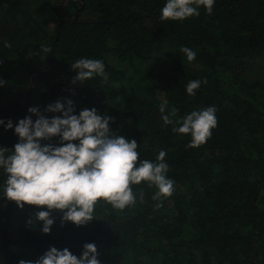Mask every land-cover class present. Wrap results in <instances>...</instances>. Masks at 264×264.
I'll list each match as a JSON object with an SVG mask.
<instances>
[{
	"label": "trees",
	"instance_id": "obj_1",
	"mask_svg": "<svg viewBox=\"0 0 264 264\" xmlns=\"http://www.w3.org/2000/svg\"><path fill=\"white\" fill-rule=\"evenodd\" d=\"M165 2L0 0V149L19 142L14 128L31 118L29 106L51 119L62 113L47 112L49 105L72 101L74 115L95 108L110 117V131L135 140L140 160L165 151L174 181L160 207L156 189L142 182L133 186L134 205L116 210L98 201L84 226L62 223L63 213L53 210L49 234L35 221L46 209L12 202L0 264L35 262L51 247L79 257L88 243L100 264H264V0H215L211 15L201 7L182 22L160 19ZM183 47L195 60L187 61ZM80 58L102 60L107 79L73 83L71 64ZM134 61L145 67L131 72ZM197 79L207 83L189 96L186 85ZM161 103L165 114L178 110L174 119L214 106L217 127L190 148L189 134L164 124ZM40 143L60 146V137ZM5 180L0 169V238Z\"/></svg>",
	"mask_w": 264,
	"mask_h": 264
},
{
	"label": "clouds",
	"instance_id": "obj_2",
	"mask_svg": "<svg viewBox=\"0 0 264 264\" xmlns=\"http://www.w3.org/2000/svg\"><path fill=\"white\" fill-rule=\"evenodd\" d=\"M214 3L215 0H166L160 10V19L182 22L198 16L201 7L211 15ZM4 46L11 47L7 42ZM180 51L187 61L195 60L196 52L192 49L183 47ZM71 68L77 73L73 83L86 82L94 76L107 79L105 65L100 59L80 58L71 64ZM201 83L207 81H189L186 93L195 95ZM3 84L0 81V86ZM66 103L67 107L57 101L46 108L47 112L62 113L51 119L41 115L38 108H29L28 112L37 116L35 122L28 116L19 120L14 128L19 142L12 151L0 149V169L6 174L3 197L18 208L28 205L46 209L35 214V221L42 222L43 234L51 231L53 210L63 213L62 223L79 227L95 218L98 201H104L116 210L134 205L137 194L133 186L142 182L156 189L152 199L160 202L157 207L172 196L174 181L167 176L165 151H159L155 161L140 160L135 140L129 141L110 131V117L98 114L95 108L74 115L72 101ZM166 107L165 103L159 106L164 124L177 125L172 129L175 133L189 134L190 148L203 145L217 127L214 106L193 110L179 119H174L178 112L176 108L165 114ZM0 124L4 121L0 120ZM12 128L13 123L9 120L6 130ZM56 136L60 137V146L41 145L40 141ZM139 196L143 202L142 191ZM19 264H100V261L96 245L88 243L79 257L67 248L51 247L35 262L21 259Z\"/></svg>",
	"mask_w": 264,
	"mask_h": 264
},
{
	"label": "water",
	"instance_id": "obj_3",
	"mask_svg": "<svg viewBox=\"0 0 264 264\" xmlns=\"http://www.w3.org/2000/svg\"><path fill=\"white\" fill-rule=\"evenodd\" d=\"M83 6L80 7V9L82 8ZM77 19V13H75L74 15V19H73V22H75V20ZM64 21H61V23L59 24V28L62 27ZM46 69L42 72V74L40 75V77H38L35 81L34 84L38 83L40 81V79L43 77L44 73H45ZM32 89V87L30 88V90ZM27 102H28V99H27ZM29 103V102H28ZM29 108H31L29 106ZM30 116H31V120L33 121V115L30 113ZM11 212H12V201H8V205H7V208H6V222H5V227H4V231H3V234L0 238V245H3L4 241H5V238H6V235H7V232H8V229H9V226H10V222H11Z\"/></svg>",
	"mask_w": 264,
	"mask_h": 264
},
{
	"label": "rangeland",
	"instance_id": "obj_4",
	"mask_svg": "<svg viewBox=\"0 0 264 264\" xmlns=\"http://www.w3.org/2000/svg\"><path fill=\"white\" fill-rule=\"evenodd\" d=\"M128 67L131 70V72H134L133 69L138 71L139 69L145 67V63L134 61V62H131Z\"/></svg>",
	"mask_w": 264,
	"mask_h": 264
}]
</instances>
